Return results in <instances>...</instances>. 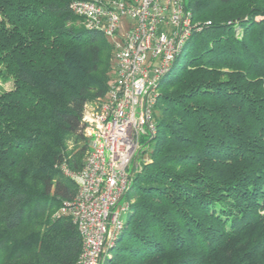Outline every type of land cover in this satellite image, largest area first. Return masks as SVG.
Instances as JSON below:
<instances>
[{"label": "trees", "instance_id": "16d2710c", "mask_svg": "<svg viewBox=\"0 0 264 264\" xmlns=\"http://www.w3.org/2000/svg\"><path fill=\"white\" fill-rule=\"evenodd\" d=\"M72 1L0 0V264H74L80 251L58 213L76 193L62 166L84 162L110 46ZM183 2L184 62L181 50L160 80L148 158L102 264H264V0Z\"/></svg>", "mask_w": 264, "mask_h": 264}, {"label": "built area", "instance_id": "2783aa9c", "mask_svg": "<svg viewBox=\"0 0 264 264\" xmlns=\"http://www.w3.org/2000/svg\"><path fill=\"white\" fill-rule=\"evenodd\" d=\"M72 12L98 30L112 51V77L97 104L85 106L89 149L76 170L63 172L76 185L58 210L75 223L81 247L74 264H102L128 209L123 195L142 137L155 133L154 107L161 78L188 40L193 24L183 0H73Z\"/></svg>", "mask_w": 264, "mask_h": 264}, {"label": "rangeland", "instance_id": "374dc122", "mask_svg": "<svg viewBox=\"0 0 264 264\" xmlns=\"http://www.w3.org/2000/svg\"><path fill=\"white\" fill-rule=\"evenodd\" d=\"M259 18V17H258ZM257 18V19H258ZM79 23H81V22H79ZM239 29H237V32L239 33ZM107 41V40H106ZM108 42V41H107ZM109 44V43H108ZM109 46H110V44H109ZM187 51V47H185L183 50H182V53H181V57L179 58V60L178 61H176V63H175V67L176 66H178V65H180L181 63H183L184 62V59H183V56H184V54H185V52ZM108 63H109V69H108V71H107V73H108V75H109V79H108V82L110 81V79H111V77H112V66H113V60H112V51H111V47H110V51H109V57H108ZM11 86V81L10 80H8V81H2L1 79H0V89L1 90H3V89H8L9 87ZM104 96V95H103ZM101 97H98V98H95V99H93L92 101H90L89 102V105H95V104H97V102L99 101V99H100ZM84 133H85V131H84ZM85 136H86V138H87V142H88V137H87V135L85 134ZM88 145H89V142H88ZM142 147H143V145H141V148H140V150L139 151H141V149H142ZM142 150H144V149H142ZM85 157H86V155H85ZM148 158V154L147 153H144V154H142L141 152L136 156V159H135V161H134V164L131 166V168H130V170H132V171H135L138 167H139V164L141 163V161H144V160H146ZM64 167H66V168H69L68 166H66V165H63ZM63 166H62V169H63ZM70 169V168H69ZM72 170V169H71ZM55 212L53 213V217L55 216ZM125 217H126V214L125 213H122V215H121V218L122 219H125Z\"/></svg>", "mask_w": 264, "mask_h": 264}]
</instances>
